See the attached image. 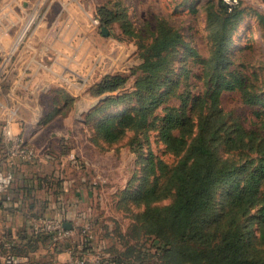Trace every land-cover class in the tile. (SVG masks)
I'll use <instances>...</instances> for the list:
<instances>
[{
  "label": "rangeland",
  "instance_id": "1",
  "mask_svg": "<svg viewBox=\"0 0 264 264\" xmlns=\"http://www.w3.org/2000/svg\"><path fill=\"white\" fill-rule=\"evenodd\" d=\"M211 3L224 4L226 10L232 8L223 0H37L32 3V18V14L28 19L19 15V28L44 25L63 28V32L51 34L54 40L50 38L49 49L44 50L49 68L29 61L34 57L36 62L37 54L42 53L41 35L34 37V49L24 47L29 35H21L24 38L15 58L2 62L1 72L6 78L0 81V104L19 108L25 93L33 96L32 106L39 107L41 113L16 112L12 117L20 121L26 118L30 127L39 132L33 144L44 145L67 159L75 156L72 164L65 162L63 171L64 176L75 180L66 193L59 187L49 194L36 190L33 207L29 208V198L16 196L18 201L14 200L12 190L18 179L10 172L8 187L0 192V264H156L157 240L152 242L141 234L130 237L132 216L139 211L131 205L130 195L140 185L149 149L167 162L173 159L162 152L155 133L151 134L149 145L143 144L134 151L129 146L128 131L107 143L98 135L96 126L109 117H121L134 104L131 95L108 103L106 100L130 93L135 80L132 70L141 63V48L150 42V33L158 22L164 20L179 29L186 42L202 55L208 54L205 18ZM233 7L240 17L227 53L233 65H245L249 77L255 73L264 78V0H236ZM103 10L109 13L104 15ZM118 14L123 17L113 19ZM187 53L183 46L175 50L170 78L183 75L182 68L191 59ZM53 63L57 64L52 66ZM26 67L34 74L31 81L8 79ZM196 67L191 71L196 72ZM46 75L50 82L42 81ZM116 78L121 80L117 89L98 93L103 80L111 83ZM256 85L263 86L260 82ZM261 88L264 92V86ZM73 92L78 96L72 97ZM221 106L238 115L247 128L255 127L251 109L242 104L237 92H223ZM75 107L81 111L75 113ZM2 116L7 118L10 114ZM18 139L5 141L0 135V170L7 156L26 159L31 151L22 134ZM5 171L10 169L6 166ZM124 191L128 193L126 201L122 199ZM222 192L223 189L218 190V200ZM61 219L68 225H62ZM131 246L129 258L123 260L121 254ZM10 248L15 251L9 253ZM63 252L65 257H60ZM8 256H13L14 262L7 263Z\"/></svg>",
  "mask_w": 264,
  "mask_h": 264
},
{
  "label": "trees",
  "instance_id": "2",
  "mask_svg": "<svg viewBox=\"0 0 264 264\" xmlns=\"http://www.w3.org/2000/svg\"><path fill=\"white\" fill-rule=\"evenodd\" d=\"M226 9L208 5L206 56L179 29L158 22L141 48V63L132 70V90L106 100L131 95L134 104L121 117L96 126L107 143L128 131L134 151L149 145L155 133L162 152L173 159L167 162L149 149L140 185L130 195L139 209L130 237L157 240L156 264H264V78L249 77L244 64L233 65L227 45L240 12ZM180 46L191 59L183 75L172 79L173 54ZM102 85L98 93L114 91L121 80H103ZM225 91L239 94L255 127L247 128L238 115L223 109ZM121 194L126 201L128 193ZM131 251L132 246L121 254L123 260Z\"/></svg>",
  "mask_w": 264,
  "mask_h": 264
},
{
  "label": "crops",
  "instance_id": "3",
  "mask_svg": "<svg viewBox=\"0 0 264 264\" xmlns=\"http://www.w3.org/2000/svg\"><path fill=\"white\" fill-rule=\"evenodd\" d=\"M37 0H0V81L2 78H6L5 73L2 71L3 61L9 62L12 59L15 58V51L21 47V40H23L24 36L21 37L23 34H28V38L26 41V44L24 47L26 48H33L34 44V37L37 38V34L41 35V40L39 41L41 44L42 53L41 55L37 54L36 58L37 61L33 62L34 57L30 58V63H34L37 66L38 65H45L48 67L49 62L47 59H44L46 57V51L49 49L51 34H61L63 32V28H45L44 25H37L34 29H30L29 27L25 28H19V15H22L25 18L28 19L29 15L30 18L33 17V8L34 5H32L33 2ZM7 18L10 20L8 22H2L1 20H7ZM29 18V19H30ZM27 21L25 22V24ZM24 25V24H23ZM35 34L36 36H33ZM52 41L54 38H51ZM39 40V38H38ZM49 41V42H48ZM41 59V60H38ZM8 60V61H7ZM46 60V61H45ZM27 61V63H29ZM16 62V59H15ZM29 63V64H30ZM28 64V65H29ZM57 63H53V65H56ZM49 68V67H48ZM54 75L59 76V74L52 73ZM53 75V76H54ZM34 77V74L32 73L31 69L26 67L21 72L16 73L15 75L12 74L8 77L9 80H15L17 79L20 82H28L31 81ZM42 81L50 82L49 75H46L45 78H43ZM23 90L25 92L26 84L23 86ZM47 89L44 90L46 92ZM72 97H76L75 92L71 93ZM24 101H21V104L18 107L13 106L12 104L4 105L0 104V135H4V139L8 135H12L13 137H17L22 134L25 141L28 142V144L31 146V151L29 155L26 157V159H18V157H11L7 156L4 158L3 168L5 170L6 166L13 171V175L18 181L16 182V187L12 190V194H14V200L17 199L20 196H25L26 199L29 198L30 201H27V204L29 208H32L33 204V195L35 194V191L37 192L42 189L46 191L47 194L50 193V191L54 188H58L59 190L64 193L67 192L68 188L72 187V184L75 180V177H70L69 175L64 176L63 171L66 168L65 162H69V164H72L74 162V159L76 158L73 156L72 158L67 159V156L61 157L59 153H53L49 151V148H45L44 145H39L33 142V138L35 139L36 136H38V131L36 132L33 127H30L29 122L26 118L23 117V120H15L13 116L14 113L18 112L20 114H26L28 112H36V114L41 113V110L36 107L33 108V96H28L27 93H25L24 96H22ZM37 101V100H36ZM43 106V105H41ZM81 110L77 107H75V113L80 112ZM10 114V117L2 116V114ZM3 119H6L3 121ZM39 124V123H38ZM33 132V133H32ZM20 141V139H18ZM71 157V156H70ZM19 165L17 164L18 162ZM18 166V167H17ZM81 180V179H80ZM18 194V195H17ZM20 202V200H19ZM18 203V202H17ZM48 205H51L52 207L55 206L54 204L47 203ZM46 203L44 205H47ZM58 207H60V204L58 203ZM60 210V208H59ZM58 210V211H59ZM60 213V212H59ZM58 213V216L60 214ZM17 216H15V219ZM64 219H61L62 225H68L63 221ZM15 226H18V221L14 220ZM66 252H63L61 256L65 257ZM62 257V258H64Z\"/></svg>",
  "mask_w": 264,
  "mask_h": 264
},
{
  "label": "built area",
  "instance_id": "4",
  "mask_svg": "<svg viewBox=\"0 0 264 264\" xmlns=\"http://www.w3.org/2000/svg\"><path fill=\"white\" fill-rule=\"evenodd\" d=\"M223 2L226 4V5H229L230 7L234 6V4L236 3V0H223ZM5 141H12V142H18V138L17 137H13L12 135H8L5 139ZM30 153V151H29ZM28 153V155H29ZM27 155V156H28ZM26 156V157H27ZM11 170L9 172L1 169L0 170V192L1 190H5L7 187H8V184L10 182V178H11ZM56 227H58V224L55 225ZM7 263H12L14 262V259H13V256H8L7 257Z\"/></svg>",
  "mask_w": 264,
  "mask_h": 264
},
{
  "label": "water",
  "instance_id": "5",
  "mask_svg": "<svg viewBox=\"0 0 264 264\" xmlns=\"http://www.w3.org/2000/svg\"><path fill=\"white\" fill-rule=\"evenodd\" d=\"M97 103H98V101H97ZM95 106V105H94ZM91 108V107H90Z\"/></svg>",
  "mask_w": 264,
  "mask_h": 264
}]
</instances>
